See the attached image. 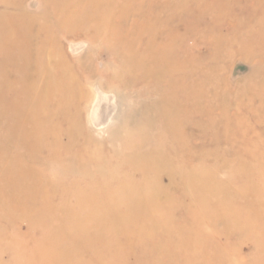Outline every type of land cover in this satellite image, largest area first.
<instances>
[{"label":"rangeland","instance_id":"1","mask_svg":"<svg viewBox=\"0 0 264 264\" xmlns=\"http://www.w3.org/2000/svg\"><path fill=\"white\" fill-rule=\"evenodd\" d=\"M130 10L114 16V45L79 34L63 43L76 63L69 41L92 46V80L116 89L119 110L99 93L95 117L107 126L95 131L82 117L95 141L87 149L99 156L88 177L48 167L78 190L62 201L64 187L37 186L12 198L14 216L0 213V264H264V0H133ZM123 50L129 60L119 59ZM134 52L147 58L135 82L110 86L114 75L128 80ZM79 188L92 195L85 205L75 203ZM34 197L51 221L21 217L43 210ZM45 248L57 249L53 261Z\"/></svg>","mask_w":264,"mask_h":264},{"label":"bare ground","instance_id":"2","mask_svg":"<svg viewBox=\"0 0 264 264\" xmlns=\"http://www.w3.org/2000/svg\"><path fill=\"white\" fill-rule=\"evenodd\" d=\"M27 1L30 0H0L1 216H14L15 212L11 207L12 198L21 199L23 194L30 195V192L37 186L55 190L57 186L64 187L67 191L63 192L60 198L62 201H65L64 196L69 194L74 187L77 189L76 181L69 184L67 177L56 180V177L47 176L49 166L64 171V175L70 172L71 176L78 178L80 176L85 178L92 170V159L94 164L99 156L97 153L92 154L91 149V151L87 149L95 141L91 132H84L82 122L85 120L82 117L86 114V124L95 131H102L101 127L107 126L106 123L103 118L96 120L95 117L98 98L100 99L99 93H104L109 96V99L112 97L111 105L117 107L118 110L121 97L115 94L114 87L105 91L104 86L108 87V85H104L102 79L92 80V59L88 56L92 52V46L83 41L85 39L81 38L83 42L69 41L68 43L69 51L73 55H78L77 58L80 59L76 60L77 63L66 57L63 43L79 34L90 42H92V37L106 36V39L111 40L114 45L116 40H112L110 34L116 38L120 29H115L111 23L117 11H119V16H123L124 10L130 14L132 10H130V5L133 0H127L121 5L117 4L119 0H34L36 6L39 7L36 13L26 8L25 2ZM137 14H132V22L138 21ZM122 24H124L123 20L120 25ZM131 26L132 28L126 27L127 32H133L131 29L135 27L136 29L133 30L138 34L140 27H136V24H131ZM130 34L132 36V33ZM130 34L126 37L128 40L131 37ZM167 40L170 44L169 38ZM129 42L132 43L131 40ZM125 45L123 44L124 47ZM163 50L161 49V55L158 56L164 57ZM128 53L130 52L125 51L124 54L119 55V59L126 60ZM142 54L133 53L132 58H135L137 65L130 68L131 74L128 80L122 83L119 76L114 75L111 77L112 85L110 86H115L114 83L131 86L135 82L134 71L139 68L138 64L151 55L155 57V53L150 49L145 51L147 58L144 53ZM79 68L83 74L86 73V77L78 75ZM123 70L124 67L121 66L120 72ZM125 71L128 72V69ZM117 119L115 117L113 121ZM80 131H83L85 135L80 134ZM143 134L144 131L141 135ZM128 148L136 149L128 145L124 147V150ZM86 149L87 152L84 153ZM140 161V159L135 161L134 166H141ZM162 164L168 165L169 163L164 160ZM142 166L138 169L144 173L145 167ZM145 166L148 167V163ZM85 183L81 179L80 187H83ZM24 189H27L25 193H23ZM82 190L76 192L75 203L77 205L79 201H81L80 204L85 205L86 199H92L91 194L85 196ZM30 197L32 195L28 198ZM34 199L45 203L40 198L34 197ZM47 204H43L41 212L23 213L21 217L31 224H36L37 220L51 221L53 215L48 213ZM76 226L69 227L72 233ZM79 241L80 239L76 240L78 244L82 243ZM42 252L45 261L48 259L53 261L58 251L55 248H45Z\"/></svg>","mask_w":264,"mask_h":264}]
</instances>
